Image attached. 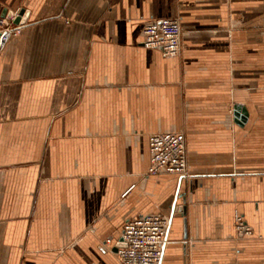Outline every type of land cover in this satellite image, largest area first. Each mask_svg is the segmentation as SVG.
Here are the masks:
<instances>
[{
  "label": "crops",
  "instance_id": "1",
  "mask_svg": "<svg viewBox=\"0 0 264 264\" xmlns=\"http://www.w3.org/2000/svg\"><path fill=\"white\" fill-rule=\"evenodd\" d=\"M162 17L177 55L143 44ZM0 18L19 26L0 43V264H122L148 213L169 219L160 264H264V0H0ZM158 132L185 134L189 177L148 172Z\"/></svg>",
  "mask_w": 264,
  "mask_h": 264
},
{
  "label": "built area",
  "instance_id": "2",
  "mask_svg": "<svg viewBox=\"0 0 264 264\" xmlns=\"http://www.w3.org/2000/svg\"><path fill=\"white\" fill-rule=\"evenodd\" d=\"M18 25L0 18V43L14 34ZM143 44L158 48L164 55L180 53L182 28L178 17H162L147 21L143 26ZM232 109V107L230 108ZM150 164L148 172L176 174L189 177L186 136L183 132H158L149 136ZM169 219L162 214H143L128 219L122 228V240L117 255L122 264H160L167 240ZM237 232L249 236L252 229L239 217ZM110 241V240H107Z\"/></svg>",
  "mask_w": 264,
  "mask_h": 264
},
{
  "label": "water",
  "instance_id": "3",
  "mask_svg": "<svg viewBox=\"0 0 264 264\" xmlns=\"http://www.w3.org/2000/svg\"><path fill=\"white\" fill-rule=\"evenodd\" d=\"M27 18H28V12L25 9H21L17 13L16 17L14 18V23L23 25L26 23ZM237 108H240V106H237ZM243 111L245 112V114L247 113L245 109ZM245 119H246V116H242V120H245ZM115 250L117 251V247L115 248Z\"/></svg>",
  "mask_w": 264,
  "mask_h": 264
}]
</instances>
